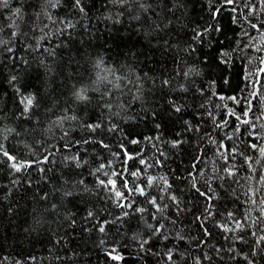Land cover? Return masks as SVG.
Segmentation results:
<instances>
[{
    "label": "trees",
    "instance_id": "1",
    "mask_svg": "<svg viewBox=\"0 0 264 264\" xmlns=\"http://www.w3.org/2000/svg\"><path fill=\"white\" fill-rule=\"evenodd\" d=\"M75 5L0 6V264H264V4Z\"/></svg>",
    "mask_w": 264,
    "mask_h": 264
},
{
    "label": "snow or ice",
    "instance_id": "2",
    "mask_svg": "<svg viewBox=\"0 0 264 264\" xmlns=\"http://www.w3.org/2000/svg\"><path fill=\"white\" fill-rule=\"evenodd\" d=\"M112 2H113V3H120L121 5H123V4L127 3L128 0H112ZM234 2H235V0H225V3H226V4H232V3H234ZM261 3L264 4V0H261ZM7 4H8V0H0V6H7ZM75 6H76V7H80V0H76V5H75ZM141 6L143 7V5H141ZM80 10L83 11V8L80 7ZM14 11L18 13V12L20 11V9H19V8H16ZM253 11H254V9H253ZM251 27H252L253 29H256L258 32H260V41H261V42H264V30L260 29L256 24H251ZM13 35H15V33H13ZM252 39H255V38L253 37ZM9 50H10V49H9ZM256 51H261V48H260L259 46H257V47H256ZM261 63L264 64V58H261ZM257 71H258L259 73H264V67L259 68ZM262 87H264V86H262ZM83 92H84V90L81 89V98H82V99H85L86 97L83 96ZM26 102H27V103H26L25 111H27V106H30V105L32 104V97H27V98H26ZM250 110H251V109H249V111H250ZM177 111H179V108H177ZM247 115H248V111H246V112L244 113V116H247ZM75 118H76V117H71V119H75ZM237 119H238V120H241V123H244V124H249V123H250L248 120H243V119H241L240 117H237ZM95 127H99V125H95ZM134 143H135V141H134ZM221 147H224V146L221 145ZM252 147L255 148L256 145L253 144ZM0 151H3V145H0ZM260 153H261V155H264V147H261V148H260ZM3 155H4V156H7V158H8L9 161H15V159H16L14 156L9 155V153H8L7 151H3ZM128 159H132V157L129 156ZM140 163H141V164H145L146 161L141 160ZM11 166H12V168H14L16 171H20L23 167H28V166H30V165H28V164H19V163L13 162ZM100 167L103 168V167H105V165L102 164ZM98 171H99V169H98ZM230 174H231V173H230ZM113 175H116V173H113ZM130 175H132V176H140L141 173H140L139 170H137V171H135V172H131ZM153 181H154V178L151 177V176H149V177H147V184H146L144 187H140V186L129 187L128 181L125 180L124 183H123V186H122V187H123L124 189H126V190L128 191L129 194L139 193L140 195H145V194H146V193H145V187H151L152 184H153ZM100 183H101V184H104L105 182H104L103 180H101ZM107 184H108V185H111L113 189L116 188V181H114V180H111V179L108 180ZM197 191H199V189H197ZM70 194H71V193H66V195H70ZM201 195H204V193H201ZM115 196H116L117 198H120V199H125V198H124V193H123V191H121V190H116V191H115ZM172 199L175 200V197H172ZM150 202H151L152 204H156V200H155V199H151ZM261 203H264V201H261ZM119 206H120V207H125V204H124V203H121ZM127 206L130 207L131 205L129 204V205H127ZM140 211H143V209H140ZM125 214H127V213H125ZM91 215H92V213L90 212V213H89V216H91ZM229 215L231 216L232 213H229ZM236 226H237L238 228L242 227V225L239 224V223H237ZM149 227H152V226L150 225ZM161 227H162V226H161ZM226 230H227V229H226ZM99 231H100V232H104V231H105L104 227L101 226V227L99 228ZM155 231H156V232H159V231H160V228L155 229ZM206 234H207V233H206ZM260 239H261V240H264V236L260 237ZM143 243H148V241L145 240V241H143ZM143 243H142L141 247L143 246ZM108 255L110 256V258H111L112 260H117V261H119V260H122V259H123V257L120 256V255L116 252V249H115V248L111 249V250L108 252ZM168 259H169V260L172 259V256H171L170 253H169V255H168Z\"/></svg>",
    "mask_w": 264,
    "mask_h": 264
}]
</instances>
